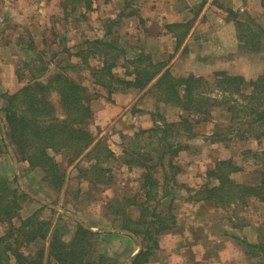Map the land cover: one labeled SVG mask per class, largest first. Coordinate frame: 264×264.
Here are the masks:
<instances>
[{"label":"rangeland","instance_id":"1","mask_svg":"<svg viewBox=\"0 0 264 264\" xmlns=\"http://www.w3.org/2000/svg\"><path fill=\"white\" fill-rule=\"evenodd\" d=\"M203 1L91 0V8H88L86 2L81 0L75 3V9L67 16L65 11H69L74 5L72 0H0V108L5 104L6 93H13L27 83L30 71L25 64L24 49L33 44L37 50H42V56L48 62L46 75L53 71H62L88 88L89 105L93 110L88 128L94 135L93 143L110 148L115 155L108 157L103 150L100 156H97L94 151L91 152L93 144L71 162L64 154L54 153L65 171V177L60 188L48 186L40 171L30 172L26 169L27 163L19 161L7 134L4 113L0 111V177L6 178L13 189L27 195L20 211L23 217L42 208L41 216L52 220L54 225L61 215L69 225V231H65L63 236L66 241L71 239L75 229L73 222L98 232L100 236L94 241L91 249L97 254L102 253L110 257L104 259V263L100 262L101 264H125L130 254L139 246L134 237L118 231L121 229L120 219L118 216L115 219L109 208L110 202L115 199L122 200L123 203L130 199L141 201L144 169L138 164H125L123 149L133 147V143L148 146V149L155 147L156 143L149 137V133H143L140 137H135V134L141 129L151 128L155 121L162 124L163 118L177 122L184 111L171 104L161 105L164 102L160 103L155 91L149 90L148 87L126 88L115 80L111 83L110 88H114L111 91L106 86H101L102 82L98 76H93L92 72L103 64V46H91L88 51L89 43L85 39L118 38L116 50L124 48L125 56L123 52L120 53L113 71L115 75L129 79L133 77L128 72L133 68L129 60L134 57L137 48L143 47L146 53L158 59V46L163 44L164 49L170 47L169 42L172 43V40L159 39V34L163 29L166 30L164 25L167 20L191 22L192 27L198 17L205 21L208 12L214 8L215 11L212 10L216 14L225 15V19L232 23L236 37L234 38L237 41L233 54L238 51L239 43L235 27L236 18L256 30L264 28V0H205L202 4ZM205 9L207 15L202 14ZM107 29L111 30V34L106 35ZM182 29L183 27H178L176 31ZM224 30L221 29L218 33H224ZM215 36L219 37L217 33ZM260 49L249 54L237 53L246 58H237L235 68H232L231 72L215 68L205 78L214 83L216 71L242 74L247 80L256 78L264 72V39ZM53 51L58 53L55 58L51 57ZM223 59L224 57H221L220 60ZM174 73L181 76L184 72L176 70ZM212 89L211 95L220 100L221 92L216 84ZM249 89L246 86L243 91ZM239 101L245 103V100ZM209 115L205 121L194 123L196 136L188 138L181 132L179 136L170 138L174 143H178V151L173 159L181 171L174 177L177 183L169 180L168 186L161 188L159 196L148 205L150 209L158 206L162 215L166 216L172 208L176 215V224L168 231L162 232L158 241L161 239L164 242V237L172 230L179 231L174 233L176 237L186 239L190 245L191 234L197 235L201 232L200 229H203L204 222H207L211 225V231L218 232V235L226 230L240 236L234 241L237 254L233 264H264V253L260 247L249 245L261 242L264 244V201L253 196L245 202L221 208L212 201L195 197L196 191L210 181L207 171L220 159H233L240 167L231 174L235 181L259 183L260 174L257 169L259 164L264 165V156L255 157L253 152L260 153L264 150V136L259 139L253 136L240 138L233 132L229 135V140L212 143L207 135H210L217 125L230 126L231 113L225 106H214ZM190 116L191 119L203 117L193 113ZM234 129L239 127L235 125ZM223 131L226 133L228 129ZM156 155L154 153L153 161L158 160ZM170 159L171 155L168 153L164 163H168ZM96 160L108 170L101 177V181H96L91 170ZM152 163L158 166L157 162ZM169 175L171 176V172ZM157 177L166 184L161 170ZM183 184L184 186H181ZM140 209L127 206L126 211L136 218ZM4 230V225L0 223V233ZM50 237L51 234L46 243ZM137 238L143 243L140 237ZM215 243L216 241L213 242ZM36 249L29 247L25 251L34 252ZM166 258L167 255L159 247L153 250L148 264H155L153 261ZM10 264H15L14 259Z\"/></svg>","mask_w":264,"mask_h":264},{"label":"trees","instance_id":"2","mask_svg":"<svg viewBox=\"0 0 264 264\" xmlns=\"http://www.w3.org/2000/svg\"><path fill=\"white\" fill-rule=\"evenodd\" d=\"M80 1L72 0L74 5L69 11H65L67 16L75 9V3ZM84 1L86 6L91 8V0ZM204 2L205 0L202 4ZM233 13L237 15L236 12ZM235 25L239 41L237 53L249 54L260 51L264 28L256 30L237 18ZM165 27L175 37V50H178L191 28V22H172L167 23ZM178 27L183 29L178 32L176 31ZM107 34H111L110 29H107ZM85 41L89 43L88 51L91 46H103V64L92 72L93 76H98L102 82L101 86H106L111 91L114 89L110 88L111 83L115 80L126 88L148 87L149 90L155 91L159 102L178 106L184 111L177 122L163 118L162 124L155 121L151 128L141 129L135 134V137H140L143 133H149V137L156 143L155 147L148 149V146L133 143V147L123 149L125 164H138L144 169L141 179V201L130 199L123 203L122 200L115 199L109 206L113 217L115 219L119 217L121 229L132 232L143 241V248L132 264H148L153 250L159 249V235L176 224V215L172 208L166 216L162 215L158 206L150 209L148 205L159 196L161 188L168 186L169 180L177 183L174 177L181 171L173 159L178 151V143H174L170 138L179 136L181 132L188 138L196 136L194 123L209 118L211 108L214 106L226 107L231 113V125L225 127L217 125L213 132L207 135L210 142L229 140V135L233 132L240 138L253 136L259 139L264 136V72L256 78L247 80L242 74L216 71L214 83L221 92V99L217 100L215 95H211L214 83L202 75L192 73L186 76L174 75L168 67V61L154 59L143 47L137 48L134 57L129 60L133 68L128 72L133 77L129 79L119 77L115 75L113 69L121 56L120 53L123 52L125 56V50L124 48L116 50L118 38ZM24 51L26 55L24 60L29 67L30 76H27V83L17 91L4 95L5 104L0 111L4 113L7 134L19 161L26 162V169L30 172L40 171L42 179L48 186L60 188L64 182L65 171L55 154H64L71 162L93 144L91 152L94 151L97 156H100L103 150L108 157L115 155L110 148L93 143L94 135L88 128L93 116V110L89 105L88 88L62 71H53L46 75L48 62L42 56V50H37L33 44ZM57 55L58 53L53 51L51 57L55 58ZM18 73L22 78L20 70ZM246 86L250 89L244 92L243 88ZM241 99L245 100V103L240 102ZM192 113L203 117L191 119ZM235 125L239 129H234ZM223 129H228V132L225 133ZM157 149L159 152H156ZM154 153L157 154V161H153ZM168 153L171 159L164 163ZM253 155L264 156V150L260 153L253 152ZM152 162H157L158 166ZM239 169L233 159L216 161L214 167L207 171L210 181L196 191L195 197L212 201L221 208L245 202L253 196L264 201V165L259 164L257 169L260 174L259 183L235 181L231 174ZM91 170L96 181H101V177L108 172L97 160ZM159 170L163 172L166 184L157 177ZM25 197L27 195L24 192L20 193L13 189L6 178L0 177V223L5 227L0 233V264H10L13 259L15 264H101L104 263V259H110L91 249L94 241L100 236L98 232L73 222L75 229L71 239L66 241L63 236L65 231H69V225L61 215L54 225L52 220L41 216L42 208L23 217L20 211ZM127 206L140 207V214L133 218L129 211H126ZM49 234L51 237L46 243ZM249 245L260 247L264 253L262 242ZM29 247L37 249L34 252H26Z\"/></svg>","mask_w":264,"mask_h":264},{"label":"crops","instance_id":"3","mask_svg":"<svg viewBox=\"0 0 264 264\" xmlns=\"http://www.w3.org/2000/svg\"><path fill=\"white\" fill-rule=\"evenodd\" d=\"M212 9L215 11L214 8ZM212 9L208 12V15L207 9L203 11L202 14H206L208 17L205 21L200 17L197 18L198 20H196L195 24L191 27L178 50H175V37L168 32L167 29H163L159 34V37H161L159 38L160 41H164L165 38L168 41L172 40V43L169 42L170 47L168 49H164L165 46L163 44L158 46V44L155 43V45L159 48L158 59L168 61V67L174 75L176 70L184 72L181 76L192 73L195 75H203L204 77L212 73L215 68L226 69L231 72L230 70L235 68V64L238 60L237 58H246L240 57V54H237V52L233 54L237 46V41L235 39L234 29L232 28L233 26L231 25L232 23L225 19V15L220 13L218 15ZM166 22L172 23L176 21L170 19ZM167 23H165V25ZM221 29H225V32L220 34L218 32H220ZM216 33L219 35L218 38L215 36ZM221 57H224V59L220 60ZM215 63H218V65ZM226 64H228V67H226ZM245 76H247V74H245ZM161 105L170 106V104L167 103H161ZM173 107H175V105H173ZM166 120L169 121V119ZM202 227L203 229H200L201 232L197 233L198 236L191 234L190 240L192 242L190 245H188L186 239H179L176 237L174 233L179 231L170 230L168 235L164 237L165 241L162 242L161 239L159 241V247L162 249L163 253L167 255V258L165 260H155L153 263L233 264L237 254L234 241L240 236L232 231L226 230L218 235V232L211 231V225H208L207 222H204ZM176 241H179V243H176ZM214 241H216L215 244H213ZM163 243L165 245H163ZM134 252L135 251H133V253Z\"/></svg>","mask_w":264,"mask_h":264},{"label":"water","instance_id":"4","mask_svg":"<svg viewBox=\"0 0 264 264\" xmlns=\"http://www.w3.org/2000/svg\"><path fill=\"white\" fill-rule=\"evenodd\" d=\"M5 140H6V138H5ZM6 144L9 146V143L7 142V140H6ZM10 151H11V149H10ZM13 157L16 158L14 154H13ZM43 202H44V201H43ZM82 225H83V224H82ZM83 226H84V225H83ZM84 227L87 228V229H89V230H91V231H93V229H91V228H88V227H86V226H84ZM118 231L131 235V236L134 237V238L138 241V243H139L138 249H137L132 255H130V257L128 258L127 262L125 263V264H132L133 261H134V259L136 258V256L138 255V253H139V252L141 251V249H142V243L139 241V239L137 238V236L134 235L132 232H130V231H128V230H124V229H118ZM95 232H96V231H95Z\"/></svg>","mask_w":264,"mask_h":264}]
</instances>
